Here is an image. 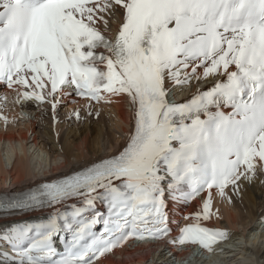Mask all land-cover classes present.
Returning a JSON list of instances; mask_svg holds the SVG:
<instances>
[{
    "label": "snow or ice",
    "instance_id": "obj_1",
    "mask_svg": "<svg viewBox=\"0 0 264 264\" xmlns=\"http://www.w3.org/2000/svg\"><path fill=\"white\" fill-rule=\"evenodd\" d=\"M201 78L206 89L169 102L166 82ZM0 83L53 110L75 94L125 97L133 112L118 153L0 195V264H92L130 238L167 237L169 201L205 188L168 242L213 251L228 232L203 223L211 190L264 162V0H0Z\"/></svg>",
    "mask_w": 264,
    "mask_h": 264
},
{
    "label": "bare ground",
    "instance_id": "obj_2",
    "mask_svg": "<svg viewBox=\"0 0 264 264\" xmlns=\"http://www.w3.org/2000/svg\"><path fill=\"white\" fill-rule=\"evenodd\" d=\"M208 79L201 78L199 82L193 79L191 94L201 81ZM0 93H4L0 103V190L29 187L114 154L133 129V112L125 97H109L108 104L97 105L92 110L86 101H77L72 96L61 98L58 94L60 103L53 110L50 98L42 105L32 99L24 100L15 86L10 91L0 86ZM24 110H35L33 119ZM95 114L97 119L93 117ZM206 193L208 190L205 196ZM211 196L214 215L203 223L226 228L227 245L235 251H221L203 259L193 258L194 250L190 248L178 253L173 250L176 260L190 257L187 264H264V229L256 230L259 221L264 223L262 177L250 173L236 187L225 189L223 196L215 190H211ZM200 204L199 201L175 204L170 209V225L175 228L181 220L190 222L186 216ZM160 245L124 246L93 264H171L164 253H158Z\"/></svg>",
    "mask_w": 264,
    "mask_h": 264
},
{
    "label": "rangeland",
    "instance_id": "obj_3",
    "mask_svg": "<svg viewBox=\"0 0 264 264\" xmlns=\"http://www.w3.org/2000/svg\"><path fill=\"white\" fill-rule=\"evenodd\" d=\"M61 105H62V104H61ZM24 114L27 115V113H26L25 111H24ZM27 116H28V115H27ZM93 117H94V119H97V115H96V114H95ZM261 222H262V221H259V222H258V224H257V225H258V226H257V227H258L257 230H258V229H259V230L264 229V228H263V227H264V226H263V223H261Z\"/></svg>",
    "mask_w": 264,
    "mask_h": 264
}]
</instances>
